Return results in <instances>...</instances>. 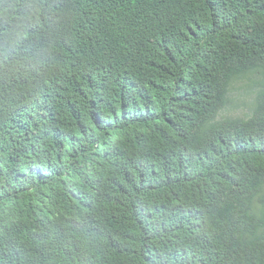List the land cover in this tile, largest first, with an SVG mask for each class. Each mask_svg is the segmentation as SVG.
I'll list each match as a JSON object with an SVG mask.
<instances>
[{
    "label": "trees",
    "instance_id": "1",
    "mask_svg": "<svg viewBox=\"0 0 264 264\" xmlns=\"http://www.w3.org/2000/svg\"><path fill=\"white\" fill-rule=\"evenodd\" d=\"M0 264H264V0H0Z\"/></svg>",
    "mask_w": 264,
    "mask_h": 264
},
{
    "label": "rangeland",
    "instance_id": "2",
    "mask_svg": "<svg viewBox=\"0 0 264 264\" xmlns=\"http://www.w3.org/2000/svg\"><path fill=\"white\" fill-rule=\"evenodd\" d=\"M245 89L242 90H237L235 92L236 95V106L235 108H237L236 111H242V110H247L246 105L244 104V98H245Z\"/></svg>",
    "mask_w": 264,
    "mask_h": 264
}]
</instances>
